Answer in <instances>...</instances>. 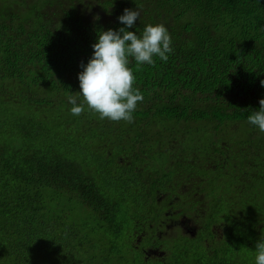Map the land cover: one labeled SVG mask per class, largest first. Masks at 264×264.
<instances>
[{"label": "trees", "instance_id": "trees-1", "mask_svg": "<svg viewBox=\"0 0 264 264\" xmlns=\"http://www.w3.org/2000/svg\"><path fill=\"white\" fill-rule=\"evenodd\" d=\"M125 8L141 13L128 31L162 23L174 51L129 65L144 96L134 122L73 116L80 64ZM262 80L264 0H0V264H255L264 133L247 116ZM172 169L208 186L207 233L144 258L134 236L159 217L151 199Z\"/></svg>", "mask_w": 264, "mask_h": 264}, {"label": "clouds", "instance_id": "clouds-1", "mask_svg": "<svg viewBox=\"0 0 264 264\" xmlns=\"http://www.w3.org/2000/svg\"><path fill=\"white\" fill-rule=\"evenodd\" d=\"M140 15L137 8H125L117 17L125 27L98 32L96 43L91 45V57L87 64H80V91L67 95L73 116L83 114L87 106L100 119L134 122V113L144 96L134 87L135 75L129 65L134 60L135 70L140 71L145 64L155 66L157 57L166 63L174 51L171 35L162 23L146 24L140 35L127 30L134 27ZM260 83L264 86V80ZM247 123L264 133V98L259 100L258 110H250ZM255 264H264V234L255 243Z\"/></svg>", "mask_w": 264, "mask_h": 264}, {"label": "flooded vegetation", "instance_id": "flooded-vegetation-1", "mask_svg": "<svg viewBox=\"0 0 264 264\" xmlns=\"http://www.w3.org/2000/svg\"><path fill=\"white\" fill-rule=\"evenodd\" d=\"M120 156H114V158L126 159ZM207 190L208 186L199 184L193 179L192 172L179 171L175 177L173 169L171 170V182L167 184V189L156 188L151 199L155 206L154 211L159 217L147 225L143 224V231L135 233L134 236V246L143 253L144 258L163 257L165 254L163 242L166 238L185 236L196 239L207 233L206 222L196 217L200 211L210 209L207 200L204 205L197 197L198 194H204ZM261 229L263 230L262 227ZM209 230L214 241L225 235V226L220 223L212 225ZM203 240L206 245H209V236L205 235Z\"/></svg>", "mask_w": 264, "mask_h": 264}, {"label": "rangeland", "instance_id": "rangeland-1", "mask_svg": "<svg viewBox=\"0 0 264 264\" xmlns=\"http://www.w3.org/2000/svg\"><path fill=\"white\" fill-rule=\"evenodd\" d=\"M155 160H157V158L155 159ZM219 196H220V198H221V200H220V202H219V204H218V207L222 204V202H223V198L225 197L224 196V189H223V187L220 189V191H219ZM198 197V196H197ZM200 200L201 199H203V196L200 198V197H198ZM199 207L201 208V209H203V207L201 206V205H199ZM226 233H227V231H226ZM165 248H167V246L165 247ZM252 253H255V251H253Z\"/></svg>", "mask_w": 264, "mask_h": 264}]
</instances>
